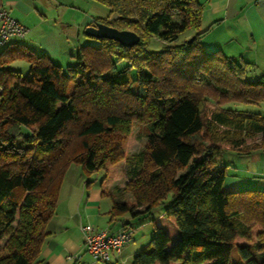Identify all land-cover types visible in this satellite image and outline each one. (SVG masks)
<instances>
[{"label": "trees", "instance_id": "obj_1", "mask_svg": "<svg viewBox=\"0 0 264 264\" xmlns=\"http://www.w3.org/2000/svg\"><path fill=\"white\" fill-rule=\"evenodd\" d=\"M93 1L109 10L95 22L138 43L96 39L66 69L29 51L25 74L0 52V264H34L72 163L104 171L112 217L148 216L171 194L130 264H264V189L225 190L218 160L224 148L264 150V108L222 106L264 107V73L248 78L253 63L205 50L201 31L175 42L199 29L197 0ZM153 37L165 46L149 47ZM134 124L146 146L129 153ZM123 174L129 195L117 199Z\"/></svg>", "mask_w": 264, "mask_h": 264}, {"label": "crops", "instance_id": "obj_2", "mask_svg": "<svg viewBox=\"0 0 264 264\" xmlns=\"http://www.w3.org/2000/svg\"><path fill=\"white\" fill-rule=\"evenodd\" d=\"M197 1L202 6L200 26L198 30L192 29L190 36L201 31L200 41L205 50L218 49L229 57H240L255 67L264 68V0ZM0 4L28 29L22 37L0 44V52L7 48L11 56L7 66L13 70L22 72L28 67L24 53L29 51L45 54L61 67H67L74 64L73 55L78 46L91 43L84 29L94 25L98 18L94 15L93 0H0ZM253 154L256 153L245 156L250 158ZM255 156L261 165L232 164V176L226 174L224 179L225 190L264 189V153ZM72 183L73 186L69 184V188H64L65 175L55 214L49 222L50 234L34 264H76L83 259L82 253H87L83 247L82 225L91 224L116 232L128 223L123 215L112 217L114 198L102 194L100 183L88 185L80 178ZM129 244H125L119 254L111 253L108 264L123 261L122 253ZM137 251L138 248L132 249L124 259L131 261Z\"/></svg>", "mask_w": 264, "mask_h": 264}, {"label": "rangeland", "instance_id": "obj_3", "mask_svg": "<svg viewBox=\"0 0 264 264\" xmlns=\"http://www.w3.org/2000/svg\"><path fill=\"white\" fill-rule=\"evenodd\" d=\"M94 3H95V9H96V11H94V15H96L98 18L106 17L109 13L108 8L101 3H98L95 1ZM192 33H193L192 29H188L184 32L179 33L175 42L180 43L182 40L186 38H190L189 36ZM95 42H96V39L91 37V43H95ZM148 44H149V47L157 50L159 48L164 47L166 43L160 41L157 37H153L151 38ZM239 59L240 57L238 58V60ZM27 68L22 69L23 70L22 72L24 74L27 71ZM66 68L67 67H64V69ZM261 70H264V68L254 66V69L248 72L247 77L251 78L252 77L250 75L251 73L252 74L255 73L256 75L264 73V72H261ZM256 75H253V76H256ZM222 106L226 108L230 107V108H235L238 110H247L251 112H256V111L261 112L262 108H264L261 106L258 107V106L251 105V104H244V103H237V102L223 103ZM133 131L135 134L137 131L142 132V134L139 135L138 139L133 140L130 143L129 142L127 143V149L129 153H137L140 150L144 149L146 146L145 127L142 125L134 124ZM261 151H264V150L255 149V150H252L251 152L256 153V154L264 153ZM256 154H253L249 158L248 156H245V154L243 153L242 154L236 153L231 149L224 148L218 159L220 163L219 165L224 168L227 175L232 176V164H238V165L240 164V166H244V167L254 166L256 164L261 165L257 161L258 159L255 156ZM65 175H66V184L64 188H69L68 187L69 184H71L70 186H73L74 183L72 182L79 178H80V181H82V183L88 182L89 183L88 185H94L96 183L99 184L101 181V178L104 175V171L100 170L98 172H88L84 170L79 164L72 163L68 166ZM128 181L129 180L127 176L123 174L122 178L113 184V188L118 190L117 196L118 195L119 196L118 197L116 196L117 199L122 198L123 196L127 197L129 195V194L123 193ZM59 196H61V194ZM170 199H171V194H169L166 197L163 204L157 206L154 210H152L150 215L145 216V217L141 215H131L130 213L123 214V217H125V220L129 223L131 227L130 230H131V235H132V241L129 244V248L125 249V251L122 253L123 261L121 260L119 264H130L131 262L130 259H124L127 253L129 254L130 252H132V249L134 248H138V250H140L149 244L154 234V226H153L152 220L155 218H158L160 215L163 214L166 206L170 202ZM82 256H83V259L77 262L76 264H89L91 261L92 262L94 261L91 258V256H89L85 252L82 253ZM94 262H97V261H94Z\"/></svg>", "mask_w": 264, "mask_h": 264}, {"label": "built area", "instance_id": "obj_4", "mask_svg": "<svg viewBox=\"0 0 264 264\" xmlns=\"http://www.w3.org/2000/svg\"><path fill=\"white\" fill-rule=\"evenodd\" d=\"M27 26L17 21L0 4V44H6L10 39L21 37L27 32ZM83 247L94 261L108 264L111 253L119 254L123 246L132 241L131 231L122 227L116 232L107 228H96L91 224L81 226Z\"/></svg>", "mask_w": 264, "mask_h": 264}, {"label": "water", "instance_id": "obj_5", "mask_svg": "<svg viewBox=\"0 0 264 264\" xmlns=\"http://www.w3.org/2000/svg\"><path fill=\"white\" fill-rule=\"evenodd\" d=\"M84 33L88 37L95 39H111L126 47L137 44L140 39L139 35L134 31L120 30L102 22H95L94 25L87 26L84 29Z\"/></svg>", "mask_w": 264, "mask_h": 264}]
</instances>
